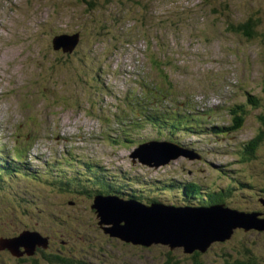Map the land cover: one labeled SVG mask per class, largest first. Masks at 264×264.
I'll return each instance as SVG.
<instances>
[{"label": "rangeland", "instance_id": "1", "mask_svg": "<svg viewBox=\"0 0 264 264\" xmlns=\"http://www.w3.org/2000/svg\"><path fill=\"white\" fill-rule=\"evenodd\" d=\"M94 1L97 7L89 16L84 0H0V142L11 153L19 147L26 154L23 164L36 170L35 177L13 175L0 185V236L24 229L48 233L53 250L86 256L91 264H161L169 252L177 257L174 264H240L247 252L264 264V231L256 227L238 229L230 240L213 242L195 258L183 247L154 243L146 248L110 237L100 230L91 208L100 174L120 183L125 195L139 189L142 184L134 181L141 178L153 196L152 179L176 174L207 187L235 183L228 205L264 210L258 197L264 187V144L252 161L241 154L242 141L261 128L264 110L250 104L248 96L264 106V43L225 30V19L250 17L264 33V0ZM92 15L110 26L113 17L121 18L123 27L114 23L107 36L98 38L96 29L87 30ZM128 28L130 38L117 40ZM142 30L154 38L144 37ZM65 32L82 34L72 55L54 47L52 39ZM152 50L158 58L175 61L163 68L176 93L210 112V124L228 123L233 104L247 107L243 126L226 136L176 135L175 142L195 147L203 158L181 155L156 169L133 163L139 142L159 139L151 126L132 134L126 144L115 141L125 137L119 118H133L131 106L141 100V77L153 88L165 83L154 71ZM145 90L148 96L150 88ZM170 146L166 150L172 153L176 146ZM54 170L75 180L68 186L59 179L56 183ZM23 257L0 250V264H33ZM38 259L44 264L41 255Z\"/></svg>", "mask_w": 264, "mask_h": 264}, {"label": "trees", "instance_id": "2", "mask_svg": "<svg viewBox=\"0 0 264 264\" xmlns=\"http://www.w3.org/2000/svg\"><path fill=\"white\" fill-rule=\"evenodd\" d=\"M89 4V7L86 9V14L89 16L91 15L92 9H96L97 4L93 0H84ZM208 6H211V3H206ZM148 5V4H146ZM223 7V5H220ZM146 11L148 7L145 8ZM114 23L119 25L118 28H122L120 23L123 19L115 18L112 19ZM229 20L226 25V32L229 35L239 36V37H246L249 40L259 39L262 43H264V33H259L257 30L256 21L253 18H247L246 20H242L239 22H235L232 19H225ZM223 20V22L225 21ZM99 22V20H98ZM96 21V16L92 15L90 21L88 22L89 28H87L88 32L91 29L97 30L98 38H103V36H107L108 32L110 31V25L106 23H98ZM154 22L152 21L151 24ZM121 30V29H120ZM130 28L123 31L117 38L127 39L130 38ZM107 34V35H106ZM142 34L144 37H151L154 38V35H150L149 31H143ZM112 39V37H111ZM125 39V40H126ZM156 39V38H155ZM154 39V40H155ZM77 51V50H76ZM151 56V63L154 66V71L160 73V77H162L163 81L165 82H157L156 85L154 84V88L151 87L148 83L143 82L144 78H142V87L140 88L143 90L141 93V100H137L136 104L131 106V109L134 110L133 118L121 120L119 118V126H121L122 135L125 136L123 138H117L115 141L119 142L122 140L121 144L125 142L132 141V134H135L142 129L151 126L154 130H158L157 132L160 133L159 137H167L173 138L177 134L183 135H195L201 136L203 134L209 133L214 135L216 138H220V136H226L230 132H234L239 130L245 121L246 115V108L244 104L236 103L233 104L229 108V113L231 115V119L228 123L224 124H217L213 122L210 124V120L207 121V116L210 115V112H206L205 109H201L199 105L193 104L190 99H180V94L176 93L175 83L171 79H169L168 73L165 71L163 66L167 67L173 63L169 56H163L162 58H158L155 51H150ZM150 55V54H149ZM98 74V71H96ZM99 72H103L100 70ZM100 75V73H99ZM99 77V76H97ZM169 79V80H167ZM167 80V86L166 81ZM150 88L149 95H146V90L144 89ZM248 102L253 106L262 107L264 110V106L260 104L259 98H256L249 94ZM128 103V102H127ZM125 107H127V104ZM206 112V113H205ZM263 112V111H262ZM259 113V118L261 122V128L258 130L257 134L249 140L242 141L241 143V154L243 160H254L258 156V150L262 144H264V112ZM194 120V121H193ZM210 124V125H209ZM126 144V143H125ZM31 148V147H30ZM29 148V149H30ZM19 148L17 147V150ZM16 150V151H17ZM26 154L22 150H18L16 153H11L9 150L6 149L5 145H1L0 143V185L3 184V181H6L8 178H11L13 175L16 176H26V177H35L36 171L33 174H29L31 169L27 164L24 163V156ZM27 160V157H26ZM2 161V162H1ZM264 166V162H263ZM7 173V174H6ZM59 176L58 179L60 182H63L64 185L68 186L70 179L75 178L74 176L68 175L63 171L58 172ZM166 177L163 178H156L152 179L150 186H154V192L156 191V195L153 194L151 191H147V186L144 183L140 182L141 178L136 179V184L139 185L140 190L137 192L132 191L130 194L125 195L121 193V184L111 183L110 180L105 179L101 174L98 176L96 180V192H104L105 193H112L115 192L120 196L130 197L134 196L138 199L144 200L146 202L152 201H161L159 194H168L170 197L168 199L169 202L174 203H181V204H213L218 202H224L228 199L234 190L233 186L228 187H207L203 186L199 180L196 179H188L185 176H179L176 174L170 175L167 179ZM9 180V179H8ZM235 181L238 182L237 179ZM58 183V180L57 182ZM235 186H237L235 184ZM252 186V185H249ZM259 191V196L264 195V187H261ZM114 189L120 190L115 191ZM158 191V192H157ZM146 193V195H145ZM147 193L150 196H147ZM145 195V197H143ZM147 196V200H146ZM262 204V203H261ZM264 205V204H263ZM258 210V209H256ZM264 214V210H258ZM44 236L49 237V247L48 248H40V252L37 254L43 257L44 264H91V261L84 257H77L74 254H69L67 256L62 248L60 247L57 252L51 248V243H53V239L51 236L46 235L48 233H42ZM230 240V239H229ZM228 241V240H227ZM226 242V241H224ZM223 243V242H222ZM144 247V246H140ZM66 250V249H65ZM250 251V250H249ZM200 254L199 251L191 254L193 257H197ZM248 256L247 259L242 261L240 264H263L261 259L255 255L251 254V252H247L245 254ZM176 256H173L171 252L169 255L164 257V262L161 264H174L176 263L177 259ZM240 260L237 261L239 264ZM33 264H39V259H33ZM196 264L198 262L196 261Z\"/></svg>", "mask_w": 264, "mask_h": 264}, {"label": "water", "instance_id": "3", "mask_svg": "<svg viewBox=\"0 0 264 264\" xmlns=\"http://www.w3.org/2000/svg\"><path fill=\"white\" fill-rule=\"evenodd\" d=\"M80 41V33H59L53 38L54 47L73 51ZM174 152H167V148ZM132 154L134 162L159 167L181 155L199 158L193 149L169 142L151 140L142 143ZM152 152L151 156L150 153ZM163 154L166 155L164 159ZM91 207L99 218V225L106 234L136 245L151 246L154 243L168 244L171 249L183 247L184 252H205L217 241L230 239L237 228L264 230V218L259 212H246L217 203L210 206H176L159 202L145 203L117 194H97ZM257 222V224H256ZM250 224V225H249ZM48 246V238L38 231L24 230L18 236L3 238L1 247H8L17 255L23 246L28 254L35 248Z\"/></svg>", "mask_w": 264, "mask_h": 264}, {"label": "flooded vegetation", "instance_id": "4", "mask_svg": "<svg viewBox=\"0 0 264 264\" xmlns=\"http://www.w3.org/2000/svg\"><path fill=\"white\" fill-rule=\"evenodd\" d=\"M39 251H41V250H39ZM27 259H35V256L34 257H30V258L28 257Z\"/></svg>", "mask_w": 264, "mask_h": 264}, {"label": "bare ground", "instance_id": "5", "mask_svg": "<svg viewBox=\"0 0 264 264\" xmlns=\"http://www.w3.org/2000/svg\"><path fill=\"white\" fill-rule=\"evenodd\" d=\"M36 155H37V154H36ZM38 157H39V156H38ZM38 157H37V158H38ZM1 162H2V161H1ZM6 174H7V173H6ZM85 192H86V191H85ZM84 195H85V194H84Z\"/></svg>", "mask_w": 264, "mask_h": 264}]
</instances>
